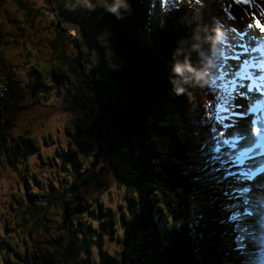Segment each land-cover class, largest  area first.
I'll list each match as a JSON object with an SVG mask.
<instances>
[{"label":"trees","instance_id":"trees-1","mask_svg":"<svg viewBox=\"0 0 264 264\" xmlns=\"http://www.w3.org/2000/svg\"><path fill=\"white\" fill-rule=\"evenodd\" d=\"M11 1L26 21L41 13L32 1ZM237 1L185 0L182 11L160 19V5L150 9V0H105L84 9L65 0L55 9L49 5L48 11L70 29L55 28L50 36L39 37L35 62L21 61L18 66L10 57L16 34L9 24L19 26L6 11L5 0H0V177L8 167L16 175V186L4 197L13 202L7 219L27 237L23 247L36 250L28 259L23 242L17 251L0 235V249L13 250L12 257L0 255V264H31L32 259L34 264H253L249 255L233 249V226H243V221L242 217L228 221L230 213L220 194L227 184L239 188L245 183L233 177L216 183L224 170L236 176L240 170L232 166L223 143L214 151L216 141L195 103L197 95L201 101L205 98L204 82L196 86V73L213 61L219 69H214V80L223 73L221 53L229 57L233 52L227 38L235 42V33L221 24L230 20ZM128 44L138 51L123 50ZM193 48L203 53L200 68L186 61L187 49ZM232 75L222 76L216 84L224 85L219 89L222 95L232 88L234 98ZM185 80L193 82L184 87ZM66 84L72 87L64 93ZM48 86L55 89V105L40 94L39 89ZM180 87L183 92L177 93ZM25 93L31 103H25ZM48 107L57 112L52 114ZM31 108L35 128L47 134L46 143L57 141L62 127L70 129L67 157L81 175L69 186L52 182L54 168L31 189L32 177L22 168L27 162L23 166L16 162L18 155H25V139L35 148L36 144L29 129L24 130L29 136L13 135L12 116ZM25 123L32 128L31 122ZM83 135L91 139L84 140ZM82 143L89 144L92 153L86 163ZM221 160L228 162L220 173L213 172ZM55 165L52 159L50 167ZM102 173L108 175L105 181L118 186L110 201L98 197L107 183ZM91 187L94 193L87 196L82 189ZM238 199L240 205L233 211L241 212L245 198L239 193ZM117 225L122 232L114 237L122 234L123 245L106 251L103 237Z\"/></svg>","mask_w":264,"mask_h":264},{"label":"rangeland","instance_id":"rangeland-1","mask_svg":"<svg viewBox=\"0 0 264 264\" xmlns=\"http://www.w3.org/2000/svg\"><path fill=\"white\" fill-rule=\"evenodd\" d=\"M32 1L36 6L39 7L41 10V13L38 11L35 17L30 19V21H26L24 15L20 10H18L14 3L11 0H5L4 7L6 8V11L8 13H13L15 18L17 19L16 25L19 26V28H15L13 24H9V27L11 31L16 34L15 37V43L12 44L13 46L11 47V59H15V63L19 66L21 64V61H27V60H32L34 63L35 62V52L37 51L36 48H38L36 41L38 40L39 37L42 35H45L46 37L50 36L52 33H54L55 28H60L62 27L64 30L68 31L70 29V25L64 22H60L59 18L54 12H50L49 10V5L48 3L45 2V0H29ZM73 4V3H72ZM84 5H78L75 6V8H82L84 9ZM90 8V7H89ZM258 10L261 11V13H258ZM230 12V20L227 22V27H235L237 31L243 30L247 33L257 35V31L261 33V29H264V0H239L236 2V6H232ZM257 11V12H256ZM57 18H53V17ZM52 22H55L54 24ZM8 23V22H6ZM248 25H252L251 28L248 27ZM233 29V28H232ZM258 36V35H257ZM80 39V38H79ZM92 40V47L94 45V41L91 38L90 42ZM232 40H235V34H233ZM227 44H229L230 50H232V44L228 38H227ZM129 44L123 48V50L129 51L130 53H133L134 51H138L137 46H134L133 44ZM255 46V45H254ZM261 47V46H260ZM87 51V50H86ZM105 54L109 52L108 49L103 50ZM236 51L237 55L240 57L239 61H235L231 59V55L229 56V60H231L232 64H239V65H244V62L247 60V57H253L255 53H242L239 52L238 49L234 50ZM141 52V51H140ZM143 52H141V55H145ZM230 52L229 54H231ZM246 65L243 67H239V76L235 75L236 69H233L232 73L233 75L231 76V79L233 83L235 84L237 90L235 91V97L234 99H237V93L240 89V84L241 83H248L247 79L241 80V77H247V71H246ZM89 69V67H86ZM88 69H85L82 71L84 73H87ZM23 73V72H22ZM27 71L25 70V75ZM49 84V83H48ZM53 83L51 82V85ZM256 88L264 89V86L262 84L261 87L255 85ZM72 85L66 84L63 87V92L66 93L67 91L71 90ZM255 90V88H254ZM40 94L46 96L50 100V104L55 105L57 101H54L55 97V89L54 87L50 88V86L45 87V89L40 88L39 89ZM256 91V90H255ZM71 92V91H70ZM258 92V91H257ZM259 96L263 93V91H260ZM28 94V93H27ZM25 103H31L32 99L28 97L25 93ZM257 95L251 93L249 96L248 100H244V103L242 106L246 110L247 106H249L250 103L255 104L258 98L256 97ZM37 97H39L37 95ZM264 99V97H263ZM262 99V100H263ZM259 101V105L255 111V113H249L248 116L250 115L251 117L249 120L255 118V117H261L264 118V107L262 105V101ZM31 108L28 113H25L20 111L19 115L12 116L13 117V122L16 123L15 126V135H20L23 133H26L24 130L29 129L28 132H32V137L35 139V144L36 148L33 147L32 141L25 139L22 147L25 151V155L23 157H16V162L18 165L23 166L25 162H27L23 170L26 175L29 177H32L31 182H32V187L31 189H35L38 184L43 180L44 176L48 175L47 172L51 171L52 169L56 168L52 172V177L50 178L53 183H57L61 188L65 187L67 184L68 186L73 183V180L75 177H79L76 169H74L67 157V153L70 149V144L67 142L66 138L68 137V130L66 129H61L59 131V137L57 141L54 143H46L45 137L47 134L41 130L38 126L35 128L36 122L34 121L35 114H33ZM49 112H52L54 114L57 112V109L55 107H48L47 108ZM234 119V118H233ZM31 122L32 128H27L23 126V123ZM259 119L256 121L257 127ZM25 123V124H26ZM62 125V124H61ZM34 126V127H33ZM64 126V125H62ZM10 128H14L13 124L8 125ZM32 130V131H30ZM82 130V129H81ZM260 133H257L258 135ZM38 135V136H37ZM235 133H231L229 136L224 137V139L227 140V143H223L225 147H227L229 151V157H230V162L232 163L233 167H238L240 170V173L251 175L254 172L256 175L260 174V171L258 169L259 166H250L249 162H243L242 160V152L243 149H252L254 148L258 143L256 140L248 139L245 138V142L243 144H240L241 139H235L234 138ZM26 136H29L28 133H26ZM54 136V135H53ZM64 138V139H63ZM38 139V141H37ZM63 139V140H62ZM82 139L84 140H90L91 136L90 135H83ZM80 139H78L79 141ZM16 141H20L19 137H16ZM39 142V143H38ZM80 144V149L82 155V160L84 163H86L87 157H91L92 153L90 150L89 144L84 145ZM255 145V146H254ZM76 147V146H75ZM53 152H58L56 154H53ZM52 155V157H51ZM38 158V160H37ZM52 159L55 161L56 165L53 167H50V162H52ZM8 171H4V173L0 177V235H5V238L10 242V245L14 247L15 250H19L20 244L23 242L22 247L24 245L25 239L27 238L23 232L17 231V229L12 228L9 226L10 220H8V216L11 215L12 209L11 206L13 205L12 200L7 201V199H4L5 195L7 192H9L14 186H16L15 180H16V175L15 173L12 172V169L8 167ZM252 169H254V172H251ZM264 174V173H263ZM253 181H248V180H240L241 182H244L245 184L242 187L239 188H244V187H252L255 184H258V177H256ZM261 175V174H260ZM102 181H105L104 179H107L108 175L106 173H102L100 175ZM264 180V178H262ZM37 182V183H36ZM94 182V181H93ZM90 182V185L93 183ZM107 182V181H105ZM79 188V187H78ZM77 188V189H78ZM118 186H116L115 182L112 181L111 184L107 182L104 185V190L100 191L98 193V197L104 201H110L111 196L114 193H117L118 190L116 189ZM5 191V192H4ZM82 191L87 195L91 196L94 192L92 187L90 189H82ZM71 192L68 190L67 193ZM242 196L245 198L248 195H251V193H243L240 192ZM117 197V196H116ZM113 201H115V196L113 198ZM9 203V206L7 205ZM242 212V211H241ZM242 221L244 223V219L242 218ZM121 233L122 230L119 225H117V229L113 231L112 233L108 234L105 233L103 237V244L105 247L106 251H112V250H117L121 249V246L123 245V236L122 234L118 237H114V233ZM32 242L31 244H33ZM257 243H259V239L257 240ZM16 244V246H15ZM27 245V244H26ZM24 251L28 255V259H30L29 254H35L36 250L34 247H30L26 249L23 247ZM0 255L3 256L4 258H7L8 256L13 255V250L11 248H4L1 247L0 249ZM0 256V257H1ZM2 258V257H1ZM248 259L253 263V264H264V245L260 246L259 251H256L254 254L250 255ZM3 260L0 259V262ZM31 264H34L35 260H30L28 261Z\"/></svg>","mask_w":264,"mask_h":264},{"label":"snow or ice","instance_id":"snow-or-ice-1","mask_svg":"<svg viewBox=\"0 0 264 264\" xmlns=\"http://www.w3.org/2000/svg\"><path fill=\"white\" fill-rule=\"evenodd\" d=\"M105 3V0H72L73 6L84 5L86 7H91L95 3ZM208 0H203V3L207 4ZM65 0H49L50 6L55 9L57 5H63ZM160 5L161 15L160 19L167 18L173 12H180L185 7V0H150L149 8H155L156 5ZM54 19L57 17H53ZM249 28L252 25H248ZM232 31L235 33V42L232 44L234 50L238 49L242 53L257 52L260 50V46L264 44V29H261L262 35L257 36L254 34L247 33L242 29L237 31L233 27ZM216 40L220 39V34L217 31ZM205 43V42H204ZM213 47H215V40L212 41ZM255 45V46H254ZM186 61L193 67L200 68L203 64V53H197L194 48L187 49L185 53ZM223 62L220 68L223 69V73L220 76L215 75L214 69L216 66L211 61V67H205L201 72L196 73L197 79L195 80L196 86H199V82L203 81L204 86L201 89L204 92L205 98L201 101L200 97L197 95L195 97V103L200 109V113L203 120L209 125V131L212 134L213 141H216V147L214 151H219L220 143H227L224 137L229 136L231 133H235V139H254L257 143L264 141V122H262L261 127H257L256 121L261 119V117H255L251 120L248 119L249 113H255L259 101L257 100L255 104L250 103L246 110L240 102H237L233 98L232 88H228L227 94L222 95L219 91L224 85H217L216 80H220L224 75H230L233 69H236L235 75L239 76V67L247 66L252 68H264V62L253 63L251 57L244 62V65L232 64L229 57L221 53ZM231 59L239 61L240 57L237 55L236 51L231 53ZM172 71V66H170ZM179 69L177 68V71ZM247 79L248 83H241L240 89L237 93L240 101L248 100L249 96L253 92L254 88L256 91H264V89L256 88L253 81L255 79H260V77L254 76V74H249L246 78L241 77V80ZM193 80L183 81V86L188 87ZM177 93H182L183 88L175 89ZM223 112L224 115H220ZM234 118V119H230ZM260 133L259 136L256 134ZM255 146V145H254ZM213 159L219 160V157H214ZM228 161L221 160L220 166L213 169V172L220 173L221 167ZM99 167V165H97ZM260 171L264 172V166H261ZM256 173L251 175L241 173L236 176L234 173L224 170L223 173L216 179V183L222 184L229 177H233L235 181L248 180L253 181ZM240 192L251 193L243 200V210L233 211V209L238 208L240 201L238 195ZM221 196L224 197L223 207L229 211L227 216L228 221H236L241 217L244 219L243 226L234 225L233 226V249L241 256L252 255L256 251H259L260 246L264 245V183L255 184L252 187L237 188L232 184H227L221 189ZM259 239V243L257 240ZM242 264H247V261H242Z\"/></svg>","mask_w":264,"mask_h":264},{"label":"bare ground","instance_id":"bare-ground-1","mask_svg":"<svg viewBox=\"0 0 264 264\" xmlns=\"http://www.w3.org/2000/svg\"><path fill=\"white\" fill-rule=\"evenodd\" d=\"M88 8V7H86ZM257 12V11H256ZM258 13L260 14L261 11L258 10ZM257 35L260 36L262 35V33H260L259 31H257ZM251 53H255L254 54V58L252 59L253 63H257V62H264V44L261 45L260 50L257 52H251ZM247 59H249V57H247ZM246 71L247 74L249 75L254 74V76L256 77H260V79H255L253 81V83L255 85L258 84L259 87L264 86V68H252V67H246ZM253 94L257 95L256 97L258 98L259 93L255 90H253ZM264 93H262L261 96H259L258 100H261L262 105L264 107ZM263 99V100H262ZM237 102H240L241 104L244 103V101H240L239 97L237 96ZM251 116H248V119ZM262 122H264V118L259 119L258 125L259 127H261ZM260 134H258L257 136H259ZM245 142V139H241L240 144H243ZM242 160L243 162H249V165L252 166H259L258 169L260 171L261 166H264V141L259 142L254 148L252 149H243L242 152ZM251 172H254V169H252ZM264 172L260 171V174L256 175V177H258V184L259 183H264V180L262 178H264Z\"/></svg>","mask_w":264,"mask_h":264},{"label":"water","instance_id":"water-1","mask_svg":"<svg viewBox=\"0 0 264 264\" xmlns=\"http://www.w3.org/2000/svg\"><path fill=\"white\" fill-rule=\"evenodd\" d=\"M233 6H236V4H234ZM231 12V11H230ZM231 14H232V12H231ZM233 28V27H232Z\"/></svg>","mask_w":264,"mask_h":264}]
</instances>
